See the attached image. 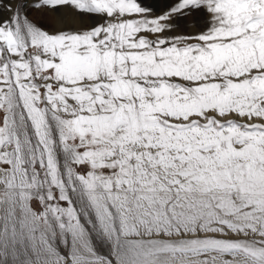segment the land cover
Masks as SVG:
<instances>
[{"label": "snow or ice", "instance_id": "obj_1", "mask_svg": "<svg viewBox=\"0 0 264 264\" xmlns=\"http://www.w3.org/2000/svg\"><path fill=\"white\" fill-rule=\"evenodd\" d=\"M0 264H264V0H0Z\"/></svg>", "mask_w": 264, "mask_h": 264}, {"label": "rangeland", "instance_id": "obj_2", "mask_svg": "<svg viewBox=\"0 0 264 264\" xmlns=\"http://www.w3.org/2000/svg\"><path fill=\"white\" fill-rule=\"evenodd\" d=\"M148 3H151V4H158L161 2V0H147ZM33 18H36L37 14L36 13H32L31 14Z\"/></svg>", "mask_w": 264, "mask_h": 264}]
</instances>
